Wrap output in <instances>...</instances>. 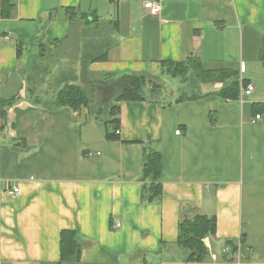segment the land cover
Listing matches in <instances>:
<instances>
[{"label":"crops","instance_id":"crops-1","mask_svg":"<svg viewBox=\"0 0 264 264\" xmlns=\"http://www.w3.org/2000/svg\"><path fill=\"white\" fill-rule=\"evenodd\" d=\"M10 1L13 14L0 18V108L11 101L0 119V264H264V112L254 108L264 103V0H158L156 15L148 0ZM67 8L89 19L70 20ZM192 55L235 70L238 97L182 79L189 85L166 96L162 61ZM122 74L160 88L119 102V140L86 106H52L66 82L94 97ZM144 145L161 155L153 201L143 200ZM198 214L216 223L200 261L176 243L179 221ZM63 230L78 235L77 261L60 262Z\"/></svg>","mask_w":264,"mask_h":264},{"label":"trees","instance_id":"trees-1","mask_svg":"<svg viewBox=\"0 0 264 264\" xmlns=\"http://www.w3.org/2000/svg\"><path fill=\"white\" fill-rule=\"evenodd\" d=\"M15 5L10 0H0V18H7L13 14ZM70 20L75 18L89 17L85 13H78L75 9H65ZM49 18L52 20L54 14L51 12ZM48 34L49 30L46 31ZM264 39V32H263ZM40 54L44 55L45 42H40ZM105 55L102 53L95 59H102ZM89 60V59H88ZM88 60L84 61L85 66ZM83 66V67H84ZM161 70L169 75L178 76L183 81L194 80L203 83H222L218 94L223 97L237 98L239 93L238 73L235 70L222 67L217 69H206L197 56H189L184 61L164 60L161 63ZM247 82H245L246 84ZM101 90L109 91L114 95L113 103L106 109V118L102 117L103 107H93L92 94L88 89L79 83L73 81L66 82L60 88L52 101V106L69 107L78 110L81 106H86L89 112L96 117H102L105 127V137L109 140H119V102L122 100L140 101L150 96H156L159 85L150 83L143 75L122 74L116 77H108L99 82ZM197 95H191L187 98H194ZM10 99L3 101L0 108V119L6 117V104ZM255 112H264V103L254 105ZM118 130V132H117ZM143 167L141 180L144 182L143 200L153 201L160 198L162 194L161 185V155L158 151L149 145H144ZM215 217L207 215H195L192 218H182L178 224L177 245L180 246L189 260H202L208 253L203 239L214 236ZM231 246L232 252H236L237 243L227 242ZM81 245L78 241V235L73 230H63L60 234V262L77 261L79 259Z\"/></svg>","mask_w":264,"mask_h":264},{"label":"rangeland","instance_id":"rangeland-1","mask_svg":"<svg viewBox=\"0 0 264 264\" xmlns=\"http://www.w3.org/2000/svg\"><path fill=\"white\" fill-rule=\"evenodd\" d=\"M72 49H73V45ZM69 50H68V58L70 59V53L72 51V49L70 48V46H68ZM69 65V64H68ZM192 81V80H191ZM194 81V80H193ZM158 82L161 83L162 85V92H166L167 91V95L166 96H171L172 93L179 95L181 93V90L185 87H187L189 84H187L186 82H182L181 78L178 76H172V75H166L164 74L163 76H159L158 78ZM195 82V81H194ZM99 92L98 94L96 93V95L93 97V107H103L104 111L102 112V117L106 118V109L108 108L106 105V101H103V95H106L108 92L105 90H101V91H97ZM97 96V97H96ZM112 100V99H110ZM111 102V101H110Z\"/></svg>","mask_w":264,"mask_h":264},{"label":"built area","instance_id":"built-area-1","mask_svg":"<svg viewBox=\"0 0 264 264\" xmlns=\"http://www.w3.org/2000/svg\"><path fill=\"white\" fill-rule=\"evenodd\" d=\"M143 7L145 10L148 11V13H150L152 15H156L160 12L161 4L158 0H148V1H145L143 3ZM243 71H244V64L241 63L240 64V72L242 73ZM253 90H254V86L251 83H247V84L243 85V87H242V92L244 94H247V95L251 94L253 92ZM259 117H260L259 115H256V118H259ZM117 132H118V130H117ZM175 132L179 133L180 130L178 129ZM16 193H17L16 187L8 188V189L3 191V194L10 195V196L15 195ZM120 225H121V222L118 219H116L112 222L111 227L118 228V227H120Z\"/></svg>","mask_w":264,"mask_h":264}]
</instances>
